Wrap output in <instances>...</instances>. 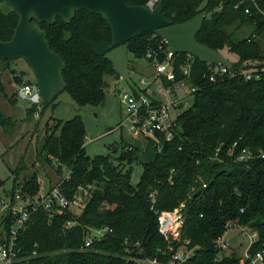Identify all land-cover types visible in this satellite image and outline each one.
Returning <instances> with one entry per match:
<instances>
[{"label": "trees", "instance_id": "1", "mask_svg": "<svg viewBox=\"0 0 264 264\" xmlns=\"http://www.w3.org/2000/svg\"><path fill=\"white\" fill-rule=\"evenodd\" d=\"M147 1L126 0L131 6H143ZM158 1L163 4L162 16L176 25L192 19L203 0ZM259 3L264 6V0ZM250 6L246 0L209 1L207 18L196 39L220 53L235 54L237 61L232 62L227 75L210 82L209 65L195 57L192 59L186 82L195 89L191 93L194 102L178 114L171 141H164L161 150L142 164L143 172L137 184L129 182V174L124 173L120 163L114 164L109 155L90 158L86 154L82 118L75 116L62 122L52 116L47 127L41 133L37 131L42 137L38 158L48 166L55 162L59 176L66 168L70 173L68 180L58 181L65 197L71 198L79 187L92 189L84 210L76 215L67 212L49 217L38 210L32 216L28 228L20 233L19 244L24 257L34 251L37 254L25 264H136V260L153 258L160 264H168L171 252L158 233L155 212L170 211L182 204V240H187L188 248L192 249L187 264H238L236 252L218 258L214 245L216 237L225 231V224L231 221L258 233L250 252L262 247L264 158L236 162L227 155L233 143L237 146L236 154L245 147L264 154V71H260L264 68V18L254 10L245 14L244 9ZM17 19L14 12L6 16L0 12L1 41L11 39ZM40 27L51 50L64 60L63 81L72 99L80 108L103 105L108 87L104 78L119 79V76L110 62L91 52L84 41L111 43L112 35L105 19L79 10L69 24L56 18L54 25L46 23ZM245 27L249 32L238 39L236 31ZM64 31L70 33L69 41L64 40ZM161 40L146 32L129 41V55L144 59L148 50L158 51ZM186 61L185 53L173 57L176 82L182 79L180 67ZM11 62L0 60L3 67ZM249 69L260 71L259 79L246 80L242 73ZM16 73L12 70L13 83L20 85L23 79L17 78ZM164 83L167 87L173 86ZM0 95L7 97L1 82ZM8 101L15 106L16 98ZM44 110L43 107L36 123ZM33 111L32 106L26 115L32 118ZM5 120L2 128L12 129L14 124ZM122 149L120 160L131 162L133 150ZM230 168L232 171L228 173ZM26 169L20 161L13 171L12 184L13 187L21 184L26 192L34 195L40 188L37 173L34 171L21 180L18 177ZM170 170H174L173 175L169 174ZM73 219L76 225L65 229V223ZM100 227L112 232L100 241L93 240L84 249L87 229Z\"/></svg>", "mask_w": 264, "mask_h": 264}, {"label": "built area", "instance_id": "2", "mask_svg": "<svg viewBox=\"0 0 264 264\" xmlns=\"http://www.w3.org/2000/svg\"><path fill=\"white\" fill-rule=\"evenodd\" d=\"M251 4L250 7L244 9L245 14H251L254 10L264 18V6H261L260 0H246ZM158 0H148L146 7L153 9L158 4ZM238 6H235L237 8ZM155 36V35H154ZM165 47H164V46ZM156 50H148L145 54L144 60L155 70L157 77L163 78L166 83H171L173 86L167 88V93H171L178 86L184 87L188 85L186 80L190 73V64L193 57L187 54L186 64L180 67L182 79L176 82L175 66H173V54L167 49L163 40L161 46ZM232 63V62H231ZM209 65V64H207ZM233 67V64H232ZM231 67V68H232ZM230 69L220 65L210 64L208 67L209 75L208 81L215 82L218 78L227 75ZM260 71H264L261 68ZM260 71L257 69H249L243 71L246 80H257L260 77ZM231 76L234 74L230 73ZM17 78H24V76L17 72ZM142 86L146 83L144 80L139 82ZM15 90L16 96L22 98L30 103V108L33 106L34 111L32 117L39 120L40 112L43 108L41 98L39 96L38 87L35 82L23 81ZM194 88H190V93L194 92ZM119 93V100L124 106L126 119L128 122L129 132L135 136L153 139L156 145H159V137L163 138V142L171 141L173 137V127L175 126L176 117H171L170 110H177L179 105L176 102L170 104H159L151 98L149 88L146 86L144 90H139L132 93ZM163 144V143H162ZM162 145L160 146V148ZM236 143H233L227 155L234 158L236 162H246L248 160L262 159L264 154L261 152L255 153L253 150L245 147L240 149L236 154ZM161 150V149H160ZM221 146L216 149L215 157L219 154ZM174 170H170L169 174L173 175ZM70 178L69 171L62 181ZM39 191L34 195L29 194L24 189L23 185L12 187L9 191L0 192V264H25L28 259L35 257L37 251H34L31 256L24 257L23 250L19 244L20 233L24 232L31 223L32 216L38 211L43 210L49 217L65 214L71 212L72 215L84 210L89 197L91 186L79 187L77 192L71 197L66 198L61 191V184L57 182L56 185L44 190L39 180ZM184 204L174 208L170 211L155 212L158 215L157 230L160 236L168 242L179 243L182 240L184 214L182 208ZM76 220H68L64 228L69 229L76 225ZM225 231L214 241V245L218 251V255L227 256V252L231 250V245L226 236L232 228H237L239 237L245 241L247 247L242 254L238 255V264H264V244L256 251L250 252L252 246L258 240V233L256 230L248 226H243L233 221L227 222L224 226ZM87 236L83 248H88L93 240L100 241L110 231L107 227H100V229H87ZM171 252L168 264H187V260L192 254V249L188 248V241L185 240L183 246L173 249L168 248ZM165 254V253H163ZM219 258V256H217ZM136 264H160L155 258L137 260Z\"/></svg>", "mask_w": 264, "mask_h": 264}, {"label": "rangeland", "instance_id": "3", "mask_svg": "<svg viewBox=\"0 0 264 264\" xmlns=\"http://www.w3.org/2000/svg\"><path fill=\"white\" fill-rule=\"evenodd\" d=\"M233 28H231L232 30ZM248 28H242L236 31V36L241 39L248 33ZM225 59L230 62L237 61L235 54L227 51L221 53ZM255 64V63H253ZM129 79L127 81L116 79V77L107 76L104 78L108 87L105 89V99L103 105L97 107L85 105L79 110H75L68 104H60L53 110V118L65 122L73 119L75 116L82 118L85 127L84 150L90 158L98 155H109L114 159V164H121L124 173L129 174V182L137 184L143 172V163L151 160L163 143V138L159 137V145L155 144L153 139H146L135 136L129 132L128 122L124 106L119 100V93H132L149 88L151 98L159 104H170L176 102L179 109L170 110L171 117H176L186 108L190 107L194 98L190 93V86H178L171 93H167V86L163 78L157 77L155 70L144 59H134L131 55L128 58ZM12 70L23 72L22 81L34 82L32 72L27 68L22 60H14L11 64L3 67L0 64V82L6 87V98L0 95V108L5 112L6 118L14 124L12 129L4 130L0 127V182L2 191H9L13 187V171L20 161H23L26 170L18 173L19 179L26 175L37 173V177L44 190L56 185V183L66 176L68 169H63L62 175L56 173V163L46 165L41 158H38V150L41 146L42 137L37 134V120L26 115V110L30 108V103L16 96L15 90L17 84L13 83ZM144 80L145 86L139 82ZM16 98L15 106L9 103V99ZM132 149L134 158L131 162L120 160L122 148ZM126 149V150H127ZM164 240V239H163ZM231 245L232 252L242 254L247 244L239 237L237 228H232L226 236ZM185 240L179 243L165 241L166 249L169 247L176 249L183 246ZM236 249V250H235ZM220 257V255H218ZM137 261V260H136Z\"/></svg>", "mask_w": 264, "mask_h": 264}, {"label": "water", "instance_id": "4", "mask_svg": "<svg viewBox=\"0 0 264 264\" xmlns=\"http://www.w3.org/2000/svg\"><path fill=\"white\" fill-rule=\"evenodd\" d=\"M209 1H202L192 19L173 25L162 16V1L150 9L145 5H128L126 0H2L0 12L4 16L14 12L18 19L11 39L0 40V60H22L32 72L45 109L38 125L41 133L49 124L56 106L65 103L75 110H79L80 106L66 90L62 76L64 60L51 50L40 24L54 25L56 18L69 24L79 10L100 15L110 29L111 43H94L90 40L84 42L91 52L109 61L115 74L124 81L129 79V41L146 32H152L161 38L167 49L175 55L189 54L202 63L230 69L232 63L228 59L196 39L207 18L206 8ZM63 37L65 41L71 39L67 31H64ZM5 119L6 114L0 108V127ZM231 171L232 168L228 173ZM142 242L144 245L145 238Z\"/></svg>", "mask_w": 264, "mask_h": 264}, {"label": "crops", "instance_id": "5", "mask_svg": "<svg viewBox=\"0 0 264 264\" xmlns=\"http://www.w3.org/2000/svg\"><path fill=\"white\" fill-rule=\"evenodd\" d=\"M236 250V249H235Z\"/></svg>", "mask_w": 264, "mask_h": 264}]
</instances>
